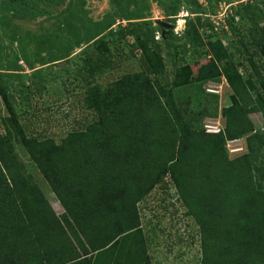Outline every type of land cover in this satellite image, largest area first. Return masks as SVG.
<instances>
[{
	"label": "trees",
	"instance_id": "obj_1",
	"mask_svg": "<svg viewBox=\"0 0 264 264\" xmlns=\"http://www.w3.org/2000/svg\"><path fill=\"white\" fill-rule=\"evenodd\" d=\"M245 9L236 7L228 23L249 20ZM253 24V52L243 49L246 75L230 47L212 43L220 63L212 68L232 90L217 130L203 127L207 107L178 104L173 87L157 79L162 58L138 36L134 46L146 69L91 88L85 103L96 118L61 142L27 135L14 96L0 82L7 111L0 117V264H97L98 253L106 264H151L138 205L157 184L175 187L199 224L201 264H264V125L257 129L250 117L259 113L264 121V22ZM99 47L110 52L105 39ZM191 75L181 68L171 84L186 86ZM243 137L247 151L230 157L228 141ZM15 139L54 191L61 214L22 171Z\"/></svg>",
	"mask_w": 264,
	"mask_h": 264
},
{
	"label": "rangeland",
	"instance_id": "obj_2",
	"mask_svg": "<svg viewBox=\"0 0 264 264\" xmlns=\"http://www.w3.org/2000/svg\"><path fill=\"white\" fill-rule=\"evenodd\" d=\"M241 5L251 18L228 23ZM263 22L264 0H0V82L14 96L27 135L61 142L96 118L85 103L91 88L104 89L123 74L146 69L134 46L138 36L162 58L165 71L157 79L173 87L178 104L207 107L203 127L217 130L224 127L221 109L231 104L232 90L212 68L213 62L220 65L212 43L230 47L246 75L244 45L252 51L251 25L260 28ZM101 39L107 40L109 53L101 52ZM181 68H189L192 79L176 87L171 82ZM6 114L0 99V117ZM250 117L257 129L264 125L259 113ZM245 139L228 141L230 157L247 151ZM13 144L26 177L61 214L64 208L25 147L16 139ZM138 207L151 264H201L199 224L175 187L155 185ZM95 259L101 264L105 257L98 253Z\"/></svg>",
	"mask_w": 264,
	"mask_h": 264
},
{
	"label": "crops",
	"instance_id": "obj_3",
	"mask_svg": "<svg viewBox=\"0 0 264 264\" xmlns=\"http://www.w3.org/2000/svg\"><path fill=\"white\" fill-rule=\"evenodd\" d=\"M103 263L106 264V263H105V260L102 259L101 264H103Z\"/></svg>",
	"mask_w": 264,
	"mask_h": 264
}]
</instances>
